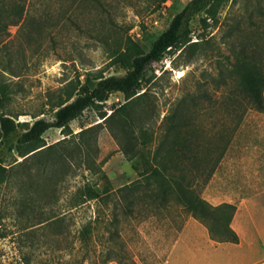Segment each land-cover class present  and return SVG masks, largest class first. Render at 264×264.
Listing matches in <instances>:
<instances>
[{"label": "rangeland", "instance_id": "obj_1", "mask_svg": "<svg viewBox=\"0 0 264 264\" xmlns=\"http://www.w3.org/2000/svg\"><path fill=\"white\" fill-rule=\"evenodd\" d=\"M189 1L30 0L0 42L2 110L29 123L52 119L74 85L124 73L115 49L131 37L148 50ZM191 27L187 41L148 66L131 100L113 92L66 131L49 128L28 154L7 149L0 264H26L32 248L21 235L40 220L49 246L36 250L35 264H74L82 257L77 264H221L207 237L191 228L181 234L192 212L177 183L208 194V174L199 170L211 169L239 132L262 130L237 62L243 46L264 62V0H221L215 15L198 12ZM126 102L128 124L119 110L110 116ZM175 122L189 139L183 149L202 166L188 161L183 171H168L156 160L177 135ZM87 186L99 196H84ZM85 225L88 238L80 241L76 234ZM51 245L60 246L57 253Z\"/></svg>", "mask_w": 264, "mask_h": 264}, {"label": "trees", "instance_id": "obj_2", "mask_svg": "<svg viewBox=\"0 0 264 264\" xmlns=\"http://www.w3.org/2000/svg\"><path fill=\"white\" fill-rule=\"evenodd\" d=\"M30 0H0V42L5 38V32L8 31L10 24H18L24 18L28 2ZM221 0H190L182 10L177 12L167 28L153 41L151 47L146 50L139 42L131 37L127 40L125 46L120 45L113 53V60L119 63L125 72L122 74L101 75L96 83H90L89 80L84 83L74 85L69 89L66 98L56 104L52 119L47 117H38L32 123L28 121H18L13 115L4 112L2 105L6 96L5 89L0 87V185L8 177L9 167L6 162L7 149L17 147L21 155L37 149L44 140V133L51 127H61L66 131L70 127L72 120L80 116L88 107L106 101L113 92L123 93L127 99L140 92L143 79L148 66L155 61L161 60L165 54L172 48L180 46L187 41L192 32L191 21L200 11H207L215 15L217 7ZM237 62V70L241 76V82L251 101V107L264 111V62L256 54L249 53V50L243 46L240 50ZM130 100L128 102H130ZM128 102L124 103L110 116L121 112V121L125 124L130 122ZM177 135L173 138L172 144L166 146L163 152L158 151L157 160L160 161L163 168H169L183 171L187 162L192 161L196 166L201 165L199 156L188 153L184 146L188 143V137H180V122H175ZM30 148L24 149V146ZM166 158L171 164H166ZM155 173H161V169L155 167ZM183 174V173H182ZM173 176H176V174ZM178 194L181 201L187 206L194 216L203 221L211 232V236L218 241H239V234L231 226V220L236 211V205L229 202H223L214 205L202 195L196 193L184 181L178 182ZM165 190V189H163ZM82 194L89 198L99 196V192L93 186H87L82 190ZM40 220L35 223V227L27 229L21 235L24 236L31 251L24 253L26 264H35L36 250L41 246H49L47 241L42 239L39 234L38 224L44 222ZM2 231L0 229V237ZM88 238V228L83 226L76 234V239L84 241ZM53 251L57 253L60 249L58 245H51ZM85 257L74 261V264L84 261Z\"/></svg>", "mask_w": 264, "mask_h": 264}, {"label": "crops", "instance_id": "obj_3", "mask_svg": "<svg viewBox=\"0 0 264 264\" xmlns=\"http://www.w3.org/2000/svg\"><path fill=\"white\" fill-rule=\"evenodd\" d=\"M260 116L262 130L257 127L251 134L239 132L211 169L199 170L208 174L209 192L204 198L214 205H236L231 226L239 234V241L214 239L209 227L193 214L181 230L184 235L191 228L195 234L207 237L221 256V264H264V111H260ZM202 163L201 159L200 166ZM166 164H171L167 158Z\"/></svg>", "mask_w": 264, "mask_h": 264}, {"label": "bare ground", "instance_id": "obj_4", "mask_svg": "<svg viewBox=\"0 0 264 264\" xmlns=\"http://www.w3.org/2000/svg\"><path fill=\"white\" fill-rule=\"evenodd\" d=\"M180 74L182 75V74H184V72L182 70H180Z\"/></svg>", "mask_w": 264, "mask_h": 264}]
</instances>
